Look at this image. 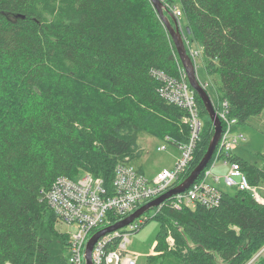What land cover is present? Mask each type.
<instances>
[{"label": "trees", "instance_id": "16d2710c", "mask_svg": "<svg viewBox=\"0 0 264 264\" xmlns=\"http://www.w3.org/2000/svg\"><path fill=\"white\" fill-rule=\"evenodd\" d=\"M171 1L182 10L187 39L203 45L220 102L229 101L238 125L263 122L264 0ZM181 67L151 0H0V264H68L69 234L58 229L46 199L59 176L90 172L111 185L117 164L140 156L141 131L189 142L187 110L160 94L152 73L177 77ZM194 92L200 137L168 190L197 166L214 134ZM227 158L251 184L264 186V165L233 151ZM223 193L210 206L176 208L175 195L157 206L148 218L161 224L157 253L149 257L161 264L172 257L185 264H264V203L249 190Z\"/></svg>", "mask_w": 264, "mask_h": 264}, {"label": "built area", "instance_id": "2783aa9c", "mask_svg": "<svg viewBox=\"0 0 264 264\" xmlns=\"http://www.w3.org/2000/svg\"><path fill=\"white\" fill-rule=\"evenodd\" d=\"M161 1L167 10L178 18L180 27L183 29L180 21L183 13L179 4L171 0ZM185 43L196 66L201 53L189 47L190 41L186 35ZM152 73L161 81L160 94L168 101L187 110L185 120L191 127L190 140L188 143L181 144L183 153L176 166L172 169L163 168L153 179L127 161L117 164L111 185H108L104 178L90 172L75 178L59 176L53 182L46 192L49 206L60 222L69 225L78 224L76 232L68 233L70 241L68 264H87V245L94 235L124 220L144 204L165 193L192 160L196 142L200 137L202 120L197 98L187 79V73L183 67H181L180 76L177 77L158 69L152 70ZM201 84L207 89L208 83ZM216 111L222 121L223 132L212 160L224 158L225 162L230 164L229 171L224 177L227 186L249 190L256 200L264 203V195L260 192L261 187L251 184L241 165L227 158L241 140H246L245 135L238 129V119L231 116L229 101L220 102ZM159 149H166V147ZM209 165L202 179L195 181L186 191L174 196L173 204L176 208L195 203L206 206L217 204L224 190L209 182L208 177L211 174ZM157 208H153L152 216L157 214ZM149 217L144 213L129 225L99 237L92 250V264H137V256H133L127 250L131 241L130 233L138 231ZM168 240L174 243L171 235Z\"/></svg>", "mask_w": 264, "mask_h": 264}, {"label": "rangeland", "instance_id": "374dc122", "mask_svg": "<svg viewBox=\"0 0 264 264\" xmlns=\"http://www.w3.org/2000/svg\"><path fill=\"white\" fill-rule=\"evenodd\" d=\"M181 23L184 31H186V22L184 18H181ZM189 47L193 50L200 51L198 57V64L196 65V71L198 79L201 83H208L207 91L210 97L217 107L220 104V100L215 87L217 82L215 77L210 76L205 68L204 62V48L200 41L190 42ZM204 123L208 117L206 114L202 116ZM238 129L245 135L246 140H241L233 149V153L242 156L249 160L251 163L263 166L264 162L262 154L264 153V121H254L252 124H240ZM137 143L140 149V156L136 157L132 162L137 168L141 169L149 178L153 179L156 174L163 168H174L178 159L181 157L183 150L181 145H176L167 139L156 137L146 131L138 133ZM166 147V149H159ZM211 174L208 177L209 182L218 186L222 190L234 193L235 187H230L225 184L224 177L228 173L230 164L225 162L224 158L215 159L210 164ZM260 192L264 194V186H261ZM154 209L146 212L150 217L153 215ZM60 231L66 233H73L78 230V224L74 223L69 225L64 222H59L57 225ZM161 224L155 219L151 218L146 221L142 227L136 231L130 233V243L127 246V250L133 256H137V264H161L162 258L152 260L149 257L152 254L157 253L155 251V245L157 242V234L160 230ZM168 240V238H167ZM170 246L174 243L168 240ZM69 249L66 251V256L69 258ZM65 256V254H63ZM63 262H61L62 264ZM168 264H185L179 262L172 257V261Z\"/></svg>", "mask_w": 264, "mask_h": 264}, {"label": "water", "instance_id": "95a60500", "mask_svg": "<svg viewBox=\"0 0 264 264\" xmlns=\"http://www.w3.org/2000/svg\"><path fill=\"white\" fill-rule=\"evenodd\" d=\"M153 5L155 6L159 16L163 20L168 29L174 45L176 47L179 59L182 63L183 68L187 73L188 80L192 86V88L198 93V95L203 100L205 108L213 122L214 125V134L209 143L208 149L205 152L201 161L197 164V166L192 170V172L177 186L171 188L170 190L166 191L162 195L158 196L157 198L149 201L148 203L141 206L137 209L132 215L125 218L124 220L106 227L102 231L98 232L94 235L87 245V264H92V250L96 243V241L104 235L105 233L112 232L118 229H121L127 225H129L132 221L140 217L142 214L148 212L149 210L159 206L162 202L167 200L168 198L186 191L189 189L192 184L199 178V176L205 171L208 167L210 162L212 161L215 152L219 146V142L223 132V125L222 121L219 118L216 107L208 93L207 89L201 84L198 79L196 66L188 53L186 43H185V33L183 29H181L178 18L167 8L165 7L164 3L161 0H151ZM187 33H190L189 27H186Z\"/></svg>", "mask_w": 264, "mask_h": 264}]
</instances>
